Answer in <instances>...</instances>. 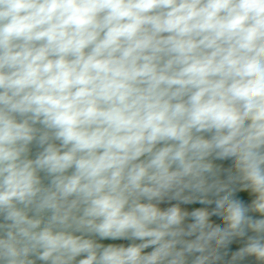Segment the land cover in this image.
I'll list each match as a JSON object with an SVG mask.
<instances>
[{"label":"clouds","instance_id":"1","mask_svg":"<svg viewBox=\"0 0 264 264\" xmlns=\"http://www.w3.org/2000/svg\"><path fill=\"white\" fill-rule=\"evenodd\" d=\"M0 264H264V0H0Z\"/></svg>","mask_w":264,"mask_h":264},{"label":"rangeland","instance_id":"2","mask_svg":"<svg viewBox=\"0 0 264 264\" xmlns=\"http://www.w3.org/2000/svg\"><path fill=\"white\" fill-rule=\"evenodd\" d=\"M189 209L193 208V205L188 206ZM104 244H108V243H114V244H124L125 246H127L128 244L131 243V241H127V240H117V241H111V240H105V241H101Z\"/></svg>","mask_w":264,"mask_h":264},{"label":"trees","instance_id":"3","mask_svg":"<svg viewBox=\"0 0 264 264\" xmlns=\"http://www.w3.org/2000/svg\"><path fill=\"white\" fill-rule=\"evenodd\" d=\"M199 206H200V205H193V207H199ZM145 251H146V252H147V251H151V248L146 249Z\"/></svg>","mask_w":264,"mask_h":264}]
</instances>
